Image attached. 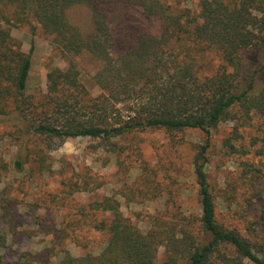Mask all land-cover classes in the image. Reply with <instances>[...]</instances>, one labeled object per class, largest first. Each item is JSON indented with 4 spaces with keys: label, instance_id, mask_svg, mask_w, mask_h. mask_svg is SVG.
Returning a JSON list of instances; mask_svg holds the SVG:
<instances>
[{
    "label": "trees",
    "instance_id": "trees-1",
    "mask_svg": "<svg viewBox=\"0 0 264 264\" xmlns=\"http://www.w3.org/2000/svg\"><path fill=\"white\" fill-rule=\"evenodd\" d=\"M197 3L194 12L174 10L163 0H0V95L26 104L36 45L32 40L23 52L11 36L17 27L28 25L32 35L40 27L61 51L89 54L101 65L94 76L101 93L91 99L87 120L78 118L69 99L57 102L64 111L53 121L33 124L20 116L13 134L17 172L30 161L34 135L47 143L70 138L109 143L151 129L199 130L206 136L193 158L199 215L156 216L142 231L117 200L106 197L98 203L111 216L100 228L108 234L105 249L99 256L67 253L61 264H264L248 239L219 224L207 172L212 130L225 121L264 117V0ZM116 7L136 9L157 24L139 31L134 47L120 53L112 49L109 16ZM74 10H87L88 22L76 20ZM209 52L221 59L212 72L203 69ZM48 78L56 101L65 91L85 92L73 67L52 69ZM233 141L228 138L226 147L240 153Z\"/></svg>",
    "mask_w": 264,
    "mask_h": 264
},
{
    "label": "rangeland",
    "instance_id": "rangeland-1",
    "mask_svg": "<svg viewBox=\"0 0 264 264\" xmlns=\"http://www.w3.org/2000/svg\"><path fill=\"white\" fill-rule=\"evenodd\" d=\"M163 1L174 10L197 12V0ZM73 15L85 24L89 20L87 10ZM109 16L115 53L130 50L139 31L157 25L136 9L111 8ZM11 36L25 53L32 40L36 46L26 104L14 95H0V264H61L67 253L99 256L108 241L101 224L111 221L98 206L106 197L117 200L123 215L142 231L156 216L200 214L193 158L206 136L199 130L151 129L109 143L96 138L47 143L34 135L30 161L17 172L13 134L20 116L33 124L53 121L52 116L61 117L58 110L64 111L57 102L69 99L78 118L87 120L91 99L101 93L94 81L101 65L89 54L61 51L40 27L35 35L28 25L17 27ZM220 63L219 55L209 52L203 69L215 71ZM70 67L85 92L65 91L56 101L49 92L50 71ZM230 137L240 153L226 147ZM210 138L207 172L218 222L240 232L264 257V117L222 122ZM228 254L236 257L233 250Z\"/></svg>",
    "mask_w": 264,
    "mask_h": 264
}]
</instances>
